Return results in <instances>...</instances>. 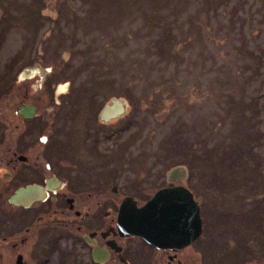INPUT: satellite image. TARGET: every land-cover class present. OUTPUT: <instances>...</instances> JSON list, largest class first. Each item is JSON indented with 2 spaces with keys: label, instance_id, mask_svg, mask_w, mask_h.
I'll use <instances>...</instances> for the list:
<instances>
[{
  "label": "rangeland",
  "instance_id": "374dc122",
  "mask_svg": "<svg viewBox=\"0 0 264 264\" xmlns=\"http://www.w3.org/2000/svg\"><path fill=\"white\" fill-rule=\"evenodd\" d=\"M17 73L0 103L8 132L26 85L50 104L55 87L72 126L63 152L81 166L91 155L114 161L101 176L163 175L191 155L209 264H264V0H0V94ZM112 99L130 115L97 124Z\"/></svg>",
  "mask_w": 264,
  "mask_h": 264
},
{
  "label": "flooded vegetation",
  "instance_id": "af4514ba",
  "mask_svg": "<svg viewBox=\"0 0 264 264\" xmlns=\"http://www.w3.org/2000/svg\"><path fill=\"white\" fill-rule=\"evenodd\" d=\"M17 75L9 88L3 89L0 103H8V92L19 87ZM52 91L55 103L50 104V98L33 94L26 85L12 110L21 123L9 132L7 121L12 118L0 110V264H209L212 250L203 243L205 208L200 203L202 233L190 244L159 246L119 229L120 209L127 199L140 207L161 188L176 185L187 187L196 198L190 163H173L163 175L127 164L110 176H101L99 172L114 161L93 165L91 155L81 166L72 154L63 152V138L72 126L64 129L62 94L57 95L55 87ZM106 105L96 111L97 124L101 120L116 124L120 121L117 117L131 113L126 114V108L105 112ZM39 107L53 115L49 125ZM76 109L77 105L65 112L72 124L78 122ZM55 121L61 124L45 133ZM94 128L103 129L93 125L89 130ZM90 137L99 139L89 133L86 138ZM38 143H43L40 151L36 150ZM99 149L102 156L111 155ZM176 165L180 167L172 168ZM129 168L132 175L124 177ZM145 182L150 184L146 187Z\"/></svg>",
  "mask_w": 264,
  "mask_h": 264
},
{
  "label": "water",
  "instance_id": "95a60500",
  "mask_svg": "<svg viewBox=\"0 0 264 264\" xmlns=\"http://www.w3.org/2000/svg\"><path fill=\"white\" fill-rule=\"evenodd\" d=\"M124 108L122 101L113 99L105 112ZM127 200L119 213L121 232L139 234L159 246L190 244L202 233L200 205L183 185L161 188L140 207Z\"/></svg>",
  "mask_w": 264,
  "mask_h": 264
},
{
  "label": "trees",
  "instance_id": "16d2710c",
  "mask_svg": "<svg viewBox=\"0 0 264 264\" xmlns=\"http://www.w3.org/2000/svg\"><path fill=\"white\" fill-rule=\"evenodd\" d=\"M97 91V90H96ZM126 93H122L120 96H124V97H126V98H130L131 96H129L128 94H126ZM111 97L109 96L108 97V99H110ZM184 155V154H183ZM185 156V155H184ZM188 157H191V155H186L184 158H182V159H180L181 161H178V162H184V160L185 161H187V162H189L190 163V160H191V158H188ZM191 165V164H190ZM264 201V200H263Z\"/></svg>",
  "mask_w": 264,
  "mask_h": 264
}]
</instances>
